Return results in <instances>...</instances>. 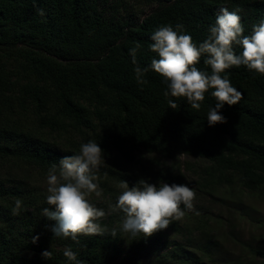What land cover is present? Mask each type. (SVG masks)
<instances>
[{"label":"trees","instance_id":"1","mask_svg":"<svg viewBox=\"0 0 264 264\" xmlns=\"http://www.w3.org/2000/svg\"><path fill=\"white\" fill-rule=\"evenodd\" d=\"M108 1L0 0V162H19L49 173L74 153L49 149L41 129L59 134L72 130L85 134L88 129L104 154L118 151L127 163L134 162L140 151L173 159L193 156L209 163L200 169L198 185L264 193V75L244 66L227 70L242 100L221 110L226 123L210 127L207 112L215 98L206 93L196 111L184 98L165 96L163 78L150 68L156 54L149 51L151 34L165 25L182 24L194 43L202 42L222 7L239 9L244 34L250 35L253 25L264 20V0H158L162 4L141 21L108 11ZM137 44L134 64L129 50ZM8 59L15 66L9 67ZM196 66L211 71L203 57ZM137 67L145 70L139 80ZM29 112L34 128L20 120ZM97 176L128 181L130 186L140 181L112 168H100ZM156 179L188 183L179 169H161ZM188 184L192 189L193 183ZM36 191L6 187L0 181V220H5V213L14 215L20 200L18 220L24 234L31 235L26 240L0 224V264H69L63 255L69 247L81 264H118L119 232L112 237V229L102 226L103 235H81L79 243L53 237L47 227L53 221L35 220L40 209L49 207ZM30 214L34 224L26 221ZM34 237L38 239L33 243ZM145 243L156 255L162 252L158 235ZM45 250L51 251V259L43 258ZM253 251L264 263V250Z\"/></svg>","mask_w":264,"mask_h":264},{"label":"clouds","instance_id":"2","mask_svg":"<svg viewBox=\"0 0 264 264\" xmlns=\"http://www.w3.org/2000/svg\"><path fill=\"white\" fill-rule=\"evenodd\" d=\"M236 11L222 7L215 23L208 28L207 37L200 43H194L191 35L182 24L160 26L150 36L152 43L149 51L155 53L150 65L151 70L159 74L166 84L165 96L184 98L196 111L201 109L205 94L215 98V106L207 112L208 126L226 123L221 110L231 107L242 100V92L234 87L227 70L244 66L249 71L264 75V20L253 25L250 35H245L241 17ZM140 45L131 48L130 55L136 63ZM239 50V51H237ZM203 57V63L210 72L200 70L196 65ZM139 80L145 70L135 69ZM172 109L176 108L169 101ZM104 150L100 144L89 140L82 143L78 154L62 158L59 165H53L47 176L46 203L49 207L42 215L54 223L50 226L53 237L71 239L79 243V236L103 235L105 228L101 219L106 212L90 201L95 193L99 196L97 173L104 164ZM120 194L111 211L122 213L119 232L137 237H149L154 233L168 229L174 219L184 212L181 209H193L195 192L188 183H164L157 185L140 180L130 186L128 181L119 184ZM22 202H15L14 213L18 214ZM112 237L117 230L113 229ZM38 237L33 238V243ZM63 255L69 264H81L78 254L71 247ZM43 258L51 259V251L45 250Z\"/></svg>","mask_w":264,"mask_h":264},{"label":"rangeland","instance_id":"3","mask_svg":"<svg viewBox=\"0 0 264 264\" xmlns=\"http://www.w3.org/2000/svg\"><path fill=\"white\" fill-rule=\"evenodd\" d=\"M161 4L158 0H109L107 9L127 20L141 21ZM14 63V60L8 59L9 67L15 66ZM21 118L26 127L34 128L35 118L32 112ZM41 130L46 146L60 153L78 154L81 144L91 140L94 134L88 129H84L85 134L75 130L62 134L48 128ZM104 157L102 169L112 168L121 173L134 174L137 179L147 180L158 186L165 183L156 179L159 170L179 169L185 175L186 182L193 183L192 190L196 194L192 210L184 209L181 205L183 216L174 219L168 229L154 233L161 238L163 244L158 256L151 249L145 248V239L150 236L133 239L130 235L119 232L123 215L111 211L110 206L116 203L122 181L105 180L97 176L101 194L96 196L93 193L90 201L106 212V216L100 221L101 226L116 229L121 236L122 253L117 260L118 264H264L253 251L264 250V193L249 192L239 187L213 188L198 185L200 169L209 163L193 156L180 154L173 159L140 151L132 163L125 162L118 151L104 154ZM47 176L48 173L19 162H0V181L4 186L37 190L36 193L41 194V200L45 202ZM135 177L132 179H136ZM7 200H4V208L10 212ZM3 216L5 220H0V224L4 226V230L11 228L15 233L20 232L24 239H30L29 233L24 234L18 214L5 213ZM43 219L40 209L39 217H35V220L38 224ZM28 220L34 224L33 214L27 217L26 221ZM53 246L60 247L55 241Z\"/></svg>","mask_w":264,"mask_h":264}]
</instances>
